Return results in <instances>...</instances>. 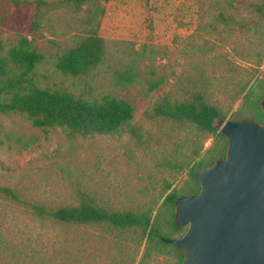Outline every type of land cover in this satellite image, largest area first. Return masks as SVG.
I'll return each mask as SVG.
<instances>
[{
    "label": "rangeland",
    "instance_id": "rangeland-1",
    "mask_svg": "<svg viewBox=\"0 0 264 264\" xmlns=\"http://www.w3.org/2000/svg\"><path fill=\"white\" fill-rule=\"evenodd\" d=\"M228 1L102 0L98 31L105 41L104 60L87 75L73 77L57 70L55 59L84 33L80 15L61 10L31 33L27 21L33 7L0 0V53L25 35L43 54L36 67L40 86L89 99L105 94L125 99L135 107L129 126L140 133L136 137L125 126L111 136L69 140L60 128L42 130L19 114H0V185L23 200L0 194V264H115L121 258L124 264H176L172 248L164 254L153 251L140 263L144 241L139 234L122 245L118 241V250L105 229L41 218L30 204L56 208L89 198L111 209L157 207L188 176L189 139L194 137L201 154L214 142L208 135L196 136L188 122L146 117L145 110L161 96L184 100L198 93L222 110L224 120L250 116L243 96L250 90L259 93L264 55L256 51L264 48V36L259 41L248 26L255 21L264 26L255 8L264 0ZM219 12L242 18L248 26L225 23ZM126 66L137 72L129 84L117 79ZM155 79L161 83L149 90ZM15 247L32 258L16 263Z\"/></svg>",
    "mask_w": 264,
    "mask_h": 264
},
{
    "label": "trees",
    "instance_id": "trees-1",
    "mask_svg": "<svg viewBox=\"0 0 264 264\" xmlns=\"http://www.w3.org/2000/svg\"><path fill=\"white\" fill-rule=\"evenodd\" d=\"M14 6L22 4L33 7L32 16L28 19L29 32L39 31L43 19H50L61 10L80 15L83 34L76 42L57 54L55 68L64 75L73 77L84 76L102 64L105 57V41L99 34L100 19L104 14L102 0H9ZM230 4L231 0L228 1ZM258 14L264 18V6L255 5ZM225 23L236 24L243 28L248 26L244 19L236 20L231 14L218 13ZM258 33L259 41L264 36V26L255 21L253 28ZM261 51V52H260ZM261 53V55H260ZM260 57L264 55V48L257 50ZM43 60V54L37 51L30 39L20 35L16 42L0 53V114H19L30 125L42 130L60 128L69 140L94 137L97 135L111 136L123 127L129 126L134 116L135 107L125 99L111 95H103L99 99H89L76 95L65 88H49L39 85L36 79V67ZM137 72L129 66L117 71V79L123 84L135 81ZM161 83V79L150 81L148 89L154 90ZM259 93L250 90L243 96L244 106L251 113L246 119L264 122V114L260 108V100L264 97V78L259 84ZM253 96V98H251ZM248 99V102L246 101ZM145 116L157 117L177 122H188L195 127L196 136L213 137V144L203 153L194 146V137L189 139L192 144V160L185 165L188 176L179 188H171L162 202L153 205H139L132 208L111 209L96 205L93 200L81 199L77 205H64L49 208L39 203H31L34 213L41 218H48L66 225H97L113 235L111 242L119 247L128 236L139 234L144 241L140 263L146 257L157 253H166V248H172L181 264L183 251L174 242H166L164 238L179 237L186 226H177L174 220V201L182 195L197 193L199 184L195 174L204 167L210 166L217 159L225 156L227 138L221 133L215 123L224 120L225 114L215 104L207 103L202 95L195 93L184 100L171 99L167 94L159 97L145 110ZM129 132L140 137V133L133 126ZM6 170V168H3ZM170 185L166 184L165 189ZM0 194L16 202H23L12 188L0 185ZM155 210V213L153 214ZM183 231V232H182ZM177 234V236H174ZM121 253V252H119ZM12 254L17 262H27L32 254L15 247ZM115 264H124V258L116 259Z\"/></svg>",
    "mask_w": 264,
    "mask_h": 264
},
{
    "label": "water",
    "instance_id": "water-1",
    "mask_svg": "<svg viewBox=\"0 0 264 264\" xmlns=\"http://www.w3.org/2000/svg\"><path fill=\"white\" fill-rule=\"evenodd\" d=\"M215 125L225 156L195 174L197 193L175 199V224L186 230L164 241L182 249L181 264H264V122Z\"/></svg>",
    "mask_w": 264,
    "mask_h": 264
}]
</instances>
